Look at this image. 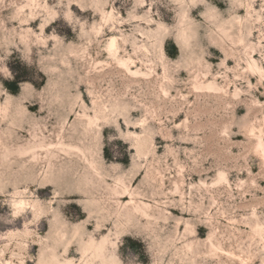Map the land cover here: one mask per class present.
Here are the masks:
<instances>
[{
  "label": "rangeland",
  "instance_id": "obj_1",
  "mask_svg": "<svg viewBox=\"0 0 264 264\" xmlns=\"http://www.w3.org/2000/svg\"><path fill=\"white\" fill-rule=\"evenodd\" d=\"M102 238L264 264V0H0V264Z\"/></svg>",
  "mask_w": 264,
  "mask_h": 264
},
{
  "label": "bare ground",
  "instance_id": "obj_2",
  "mask_svg": "<svg viewBox=\"0 0 264 264\" xmlns=\"http://www.w3.org/2000/svg\"><path fill=\"white\" fill-rule=\"evenodd\" d=\"M116 44H115V39L113 38V39H111L110 40V42H109V47L112 49V51L114 52V53H116V51H117V48H116V46H115ZM127 190V189H126ZM125 190V191H126ZM127 192V191H126ZM123 193H124V191H123ZM90 212V211H89ZM91 214V213H90ZM88 216H89V214H88ZM102 242H103V238H102V240H100L99 242H96V244L94 245V247H96V251L94 252V257H97L98 259H100V261H101V264H115V262H112L110 259H111V257L110 256H106V255H102L101 254V251H102V248L104 247L103 246V244H102ZM93 246V245H92ZM96 253H99V255H97ZM67 264H70V263H67ZM90 264V263H89Z\"/></svg>",
  "mask_w": 264,
  "mask_h": 264
}]
</instances>
